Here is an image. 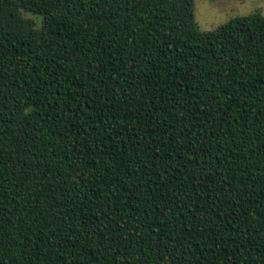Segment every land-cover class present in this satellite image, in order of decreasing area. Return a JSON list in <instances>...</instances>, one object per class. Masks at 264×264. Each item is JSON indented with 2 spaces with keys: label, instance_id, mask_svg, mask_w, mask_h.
Instances as JSON below:
<instances>
[{
  "label": "trees",
  "instance_id": "trees-1",
  "mask_svg": "<svg viewBox=\"0 0 264 264\" xmlns=\"http://www.w3.org/2000/svg\"><path fill=\"white\" fill-rule=\"evenodd\" d=\"M0 264H264V16L0 0Z\"/></svg>",
  "mask_w": 264,
  "mask_h": 264
},
{
  "label": "rangeland",
  "instance_id": "rangeland-1",
  "mask_svg": "<svg viewBox=\"0 0 264 264\" xmlns=\"http://www.w3.org/2000/svg\"><path fill=\"white\" fill-rule=\"evenodd\" d=\"M195 22L202 32H209L234 17L247 16L254 12L264 16V0H194ZM37 22L41 18L31 14H24Z\"/></svg>",
  "mask_w": 264,
  "mask_h": 264
}]
</instances>
